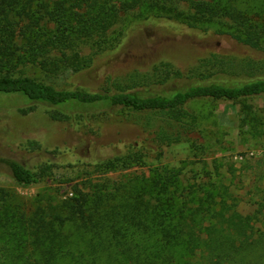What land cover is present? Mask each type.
<instances>
[{
    "label": "trees",
    "instance_id": "obj_1",
    "mask_svg": "<svg viewBox=\"0 0 264 264\" xmlns=\"http://www.w3.org/2000/svg\"><path fill=\"white\" fill-rule=\"evenodd\" d=\"M242 4V0H0V93L26 96L30 107L21 110L24 113L36 105L55 107L51 112L54 121L80 130L88 128L91 117L109 114L107 110L130 114L145 134L160 143L159 150L156 146L152 153L162 155L164 144L182 143L197 132L201 117L194 110L195 104L263 99L264 63L245 66L244 72L251 79L232 83L212 81L222 75L218 72L184 77L165 63L155 66L153 75L144 82L135 76L131 86L123 87L109 79L108 87L98 92L64 88L26 75L2 74V69L14 63H37L50 77L63 71L81 73L123 41V31L110 37L106 34L119 14L140 7L148 10L145 20L177 22L203 34L212 33L202 25L204 20L231 21L240 27L238 32L215 34L264 52V18L241 8ZM83 43L92 51L88 56L83 55ZM217 58L211 55V59ZM193 79L195 84L176 86L181 80ZM243 109L246 120L252 109L246 104ZM35 147L40 146L29 144V149ZM143 158L132 150L102 162L98 169L129 167ZM0 164L25 187L38 184L48 169L32 170L4 157ZM147 186H139L135 202L122 211L112 204L116 199L107 200L117 198L121 191L108 198L98 195L93 201L83 193L79 199L50 210L39 207L32 216L5 200L0 204V264H107L103 243H96L103 239L102 231L107 227L112 235L104 238L105 242L125 246L122 255L133 264H264V228L257 225L261 218L240 213L227 188L212 184L182 188L180 173L170 168H162L152 187ZM122 196L131 197L128 188ZM121 217L136 228L130 237L134 249L128 233L119 226ZM76 220H81L77 225L85 234L95 232L86 251L67 247L72 237L63 231ZM127 230L131 228L127 226Z\"/></svg>",
    "mask_w": 264,
    "mask_h": 264
},
{
    "label": "rangeland",
    "instance_id": "obj_2",
    "mask_svg": "<svg viewBox=\"0 0 264 264\" xmlns=\"http://www.w3.org/2000/svg\"><path fill=\"white\" fill-rule=\"evenodd\" d=\"M242 1L241 8L264 18V0ZM148 14L144 7L119 14L106 34L110 37L123 31V41L116 49L97 57L93 65L81 73L63 71L50 77L37 63H14L15 66L5 67L1 72L26 75L64 88L98 92L108 87L109 79L123 87L131 86L135 76L144 82L145 77L153 75L155 66L165 63L188 78H193L194 74L218 72L222 75L212 81L227 83L250 80L244 72L245 66L264 63V52H256L230 37L215 34L238 32L240 27L231 21L204 20L202 25L212 33L203 34L177 22L145 20ZM81 46L84 56L91 54L87 43ZM212 54L218 56V61L211 59ZM190 84H195V80H181L176 86ZM27 103L30 104V100L23 94L0 93V158L15 159L32 170L48 169L38 184L25 187L17 184L7 167L0 164V204L7 200L22 213L32 216L39 207L50 210L66 201L79 199L83 193L93 201L98 195L108 198L121 191L117 198L107 200L116 199L112 204L122 211L124 206L135 202L139 186L152 187L159 171L170 168L180 173L182 188L200 184L227 188L240 213L258 214L261 220L257 225L264 228V98L242 103L221 100L195 104L194 110L201 117L197 132L182 143L164 144L162 155L152 153L156 146L159 150L160 143L155 142L153 135L145 134L130 114L107 110L109 114L91 117L88 128L80 130L54 121L51 112L55 107L36 105L34 110L22 112L30 107ZM244 104L252 109L246 120L243 119ZM32 142L40 147L29 149ZM132 150L143 155V160L116 170L98 169L102 162ZM125 188L129 189L131 197L122 196ZM101 211L106 215L105 210ZM120 219L119 226L128 233L134 249L136 245L130 237L136 233V228L123 217ZM75 222H69V228L63 231L72 237L67 247L86 251L90 249L95 232L91 230L85 234L77 225L82 224L81 220ZM110 235L107 227L102 231L103 239L96 242L103 243L105 258L109 260L107 264H133L122 255L125 246L105 242L104 238Z\"/></svg>",
    "mask_w": 264,
    "mask_h": 264
}]
</instances>
